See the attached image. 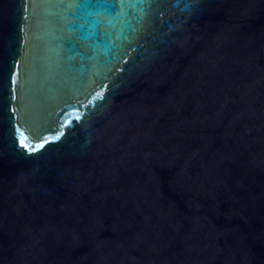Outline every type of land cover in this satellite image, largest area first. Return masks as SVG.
Listing matches in <instances>:
<instances>
[{"label":"water","instance_id":"1","mask_svg":"<svg viewBox=\"0 0 264 264\" xmlns=\"http://www.w3.org/2000/svg\"><path fill=\"white\" fill-rule=\"evenodd\" d=\"M0 264H264V0H0Z\"/></svg>","mask_w":264,"mask_h":264},{"label":"snow or ice","instance_id":"2","mask_svg":"<svg viewBox=\"0 0 264 264\" xmlns=\"http://www.w3.org/2000/svg\"><path fill=\"white\" fill-rule=\"evenodd\" d=\"M77 118H78V117H77ZM25 139H26V138L23 137V134H21V141H20V143H21V145H22L23 147L28 148L29 145L26 144V143L24 142ZM52 139H53V140H56V139H59V137H53ZM47 142H48V141H46V143H47ZM39 147H40V148H43V147H44V144H40ZM32 150H35V149H32Z\"/></svg>","mask_w":264,"mask_h":264}]
</instances>
